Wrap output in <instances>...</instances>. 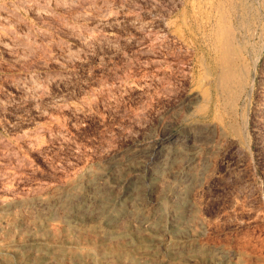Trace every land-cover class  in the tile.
Here are the masks:
<instances>
[{"label":"rangeland","instance_id":"rangeland-1","mask_svg":"<svg viewBox=\"0 0 264 264\" xmlns=\"http://www.w3.org/2000/svg\"><path fill=\"white\" fill-rule=\"evenodd\" d=\"M164 144L179 157L143 158ZM111 168L108 222L85 188ZM73 185L90 210L72 228ZM99 228L120 231L113 264L125 246L183 264L175 243L264 264V0H0V264H88Z\"/></svg>","mask_w":264,"mask_h":264},{"label":"bare ground","instance_id":"bare-ground-1","mask_svg":"<svg viewBox=\"0 0 264 264\" xmlns=\"http://www.w3.org/2000/svg\"><path fill=\"white\" fill-rule=\"evenodd\" d=\"M230 29V28H229ZM220 33V32H219ZM228 37V36H227ZM228 39V38H227ZM224 46V45H222ZM220 48V47H219ZM215 53V52H214ZM219 53V52H218ZM240 53V51H239ZM233 54H235V51L233 52ZM221 55V53H220ZM237 55V54H236ZM213 57V56H212ZM214 57H215V54H214ZM222 58V57H221ZM219 58V59H221ZM224 60H222L223 62V68H222V77L220 78V81L218 83V86L219 88L221 89L222 92L226 93L227 90H228V83L237 75V66L239 64L233 62L234 60H232V52H231V49H227L226 51V54L223 58ZM238 61V60H237ZM244 61V60H243ZM221 64V63H220ZM215 66V65H214ZM240 66V65H239ZM246 67V66H245ZM244 67V68H245ZM219 71V70H218ZM216 72V71H215ZM246 72V71H245ZM243 75V74H242ZM246 75V74H244ZM220 77V76H219ZM238 78V77H236ZM214 79V78H213ZM238 81V79H236ZM233 83V82H232ZM247 83V82H246ZM230 84V83H229ZM237 85V84H236ZM240 84H238L239 86ZM215 86V85H214ZM214 88V87H212ZM237 89V88H236ZM245 89V88H244ZM233 91V90H232ZM243 91V89H242ZM232 93V92H231ZM238 95V94H237ZM242 95V94H241ZM230 97V96H229ZM242 97V96H241ZM231 98V97H230ZM229 98V99H230ZM240 98V97H239ZM228 99V98H227ZM233 99V98H232ZM236 99V98H235ZM233 99V100H235ZM222 100V99H221ZM224 100V98H223ZM237 100V99H236ZM225 103V102H224ZM228 103V102H227ZM236 103V102H235ZM236 105V104H235ZM223 108V107H222ZM227 109V108H226ZM232 113V112H231ZM234 113V112H233ZM235 114V113H234ZM194 130V129H193ZM198 136V135H197ZM186 137V136H185ZM193 137V136H192ZM191 137V138H192ZM194 138L195 135H194ZM177 140V138L175 139ZM174 140V141H175ZM181 140V139H180ZM179 140V141H180ZM178 141V140H177ZM172 142V141H171ZM174 143V142H173ZM137 150V149H136ZM173 145L171 144H164V145H161L160 147L158 146H150L147 148V150L143 151L144 153H142L143 155V158L144 157H147L148 158V161H150L149 163H160L161 161H166L168 157H176L179 155L178 152L176 151H173ZM142 151V150H141ZM131 152V151H130ZM140 152V151H139ZM174 154V155H173ZM177 154V155H175ZM132 155V154H131ZM141 155V154H140ZM127 156V155H126ZM139 156V155H138ZM137 156V157H138ZM117 157V156H116ZM140 157V156H139ZM179 157V156H178ZM126 158V157H125ZM174 158V160L176 159ZM114 159V158H113ZM132 159V158H131ZM120 160H123L121 159V156H120ZM186 160V159H185ZM112 161V160H111ZM124 161V160H123ZM184 162H187V161H184ZM121 163L123 164V162L121 161H115L113 164H114V167L116 168V170H119V165H121ZM145 163H146V160H145ZM207 163V162H206ZM110 164V163H109ZM112 164V163H111ZM150 165V164H149ZM102 166V165H101ZM105 166H108V164ZM118 166V167H117ZM176 166V165H175ZM122 167V166H121ZM146 167V166H145ZM199 167V165H198ZM123 169V168H122ZM155 169V170H154ZM153 171L154 173L156 174H160L162 172V168L160 166H157L156 168H154ZM187 169V168H186ZM113 170V168L111 169H100V170H96L94 171L93 173H90V176L87 177L86 179V188L85 190H87L90 194V196L94 199V200H100V201H104L106 202L105 204V209L104 211H102V213H104V215H106V218L108 217V222L112 221L114 219V216H109V214L107 215V212L110 211V207L112 206L111 205V202L113 203V201L116 199L117 195L114 196V191L115 188H114V184L108 182L106 180V177L109 175V173ZM147 171V169H146ZM172 171V170H171ZM203 171L204 169H202L198 176L199 177L201 174H203ZM84 172V171H83ZM136 172V171H135ZM134 172V173H135ZM148 172V171H147ZM174 172V171H173ZM176 172V171H175ZM114 174V173H113ZM136 174V173H135ZM168 174V172H167ZM177 174V173H175ZM145 175V174H144ZM174 175V174H173ZM127 176V174L125 175ZM165 176V175H164ZM205 176V175H204ZM118 177V176H117ZM130 177V176H129ZM139 177V176H138ZM166 177V176H165ZM84 177H82L81 179H83ZM116 178V177H115ZM136 178V177H135ZM145 178V177H143ZM119 179V178H118ZM128 179V178H127ZM147 179V178H146ZM162 179V178H161ZM164 179V178H163ZM208 179V177H207ZM130 180V179H129ZM128 180V181H129ZM149 180V179H148ZM147 180V181H148ZM193 180V179H192ZM145 181V180H144ZM170 181V179H169ZM184 181V180H183ZM205 181V180H204ZM83 182V181H82ZM130 182V181H129ZM194 182V181H193ZM197 182V180H196ZM127 182H125L126 184ZM142 183V182H140ZM145 183V182H144ZM165 184V182H163ZM163 184V185H164ZM68 185V184H67ZM142 186V185H141ZM180 186V185H179ZM188 186V185H187ZM65 187V186H64ZM63 187V188H64ZM147 187V186H146ZM156 187V186H155ZM154 187V188H155ZM181 187V186H180ZM62 188V189H63ZM160 188V187H159ZM60 189V190H62ZM120 189V188H119ZM149 189V188H148ZM59 190V191H60ZM82 189H80L79 187H77V185H73L71 186L70 188H68L65 192H67V194L69 195V200L67 202L68 206L70 208L73 209V212L71 213H67L66 214V219L67 221L69 222V224L72 225V228L73 227H76V225L78 224H81V222H85L84 220H79L77 218V214L79 215V212L80 210L82 211H87L89 213L88 210H90V205H85V203L83 202V198H84V195H83V192L81 191ZM121 190V189H120ZM119 190V192H120ZM124 190V189H123ZM157 190V188H156ZM64 191V190H63ZM62 191V193H64ZM118 191V189H117ZM122 191V190H121ZM116 192V191H115ZM136 192V191H135ZM156 192V191H155ZM61 193V191H60ZM145 193V192H144ZM146 194V193H145ZM154 194V193H153ZM192 195V194H191ZM38 196V195H37ZM122 198H124L125 200H132L134 199L133 197L134 196V191L133 190H126L124 191L123 195H121ZM66 198V197H65ZM64 198V199H65ZM174 199V197H172ZM145 199L147 200L148 198L145 197ZM53 200V199H51ZM58 200V199H57ZM88 200V199H87ZM119 200V199H118ZM194 200V199H193ZM150 201V200H149ZM34 202L36 204H43L45 203L46 201L44 200V198L42 196H38L35 198ZM33 202V203H34ZM54 202V201H53ZM97 202V201H96ZM147 202V201H146ZM152 201H150L151 203ZM155 202V201H154ZM34 203V204H35ZM47 203V202H46ZM148 203V202H147ZM153 203V202H152ZM32 204V202L30 203ZM130 205V204H129ZM128 205V206H129ZM134 205V204H133ZM153 205V204H152ZM4 206V204H3ZM32 206V205H31ZM100 206V205H99ZM42 207V206H41ZM44 207V206H43ZM47 207V206H46ZM33 208V207H32ZM40 208V206H39ZM129 208V207H128ZM134 208V207H133ZM38 209V207H37ZM49 209V208H47ZM67 209V208H66ZM92 209V207H91ZM117 209V208H116ZM42 210V209H41ZM121 210V209H120ZM152 210V209H151ZM189 210V209H188ZM35 211V209H34ZM38 211V210H37ZM69 211V210H68ZM127 211V210H125ZM147 211V210H146ZM158 212V211H157ZM189 212V211H187ZM48 213V212H47ZM145 213V212H144ZM134 214V213H133ZM189 213H187L188 215ZM159 215V214H158ZM170 215V214H169ZM35 216V215H34ZM171 216V215H170ZM43 217V216H42ZM155 217V216H154ZM63 218V217H62ZM141 218V217H140ZM148 218V217H147ZM172 218V217H170ZM187 218V216H186ZM134 219V218H133ZM38 221V220H37ZM88 223H90L89 221H87ZM86 222V228H90L91 230H95L97 228L91 226L90 224H88ZM139 222V221H138ZM122 223V222H121ZM131 223V222H130ZM142 223V222H141ZM37 224V223H35ZM124 224V222H123ZM123 224H121V227L123 226ZM133 224V223H132ZM143 224V223H142ZM33 225V224H32ZM125 225V224H124ZM130 225V224H129ZM184 225V224H182ZM40 225H38L39 227ZM83 226V225H82ZM154 228V227H153ZM68 229V228H67ZM78 229V228H77ZM75 230V229H74ZM99 231L102 235V238H101V242H100V246L102 247V249H99V250H93L90 252L89 256L92 258L90 259L91 262H89L88 264H113L111 262H107L109 259H113L115 257H119V252L118 251H113V250H107L106 248H104V246L111 240L114 241V239H117L118 236L120 235V231L119 229H114L112 228V231L110 232H107L106 230L104 229H100L99 228ZM81 232V231H80ZM142 232V231H141ZM164 232V230H163ZM171 232V231H170ZM138 233V232H137ZM168 233V232H167ZM65 234V232H64ZM76 234V232H75ZM146 234V233H145ZM166 234V233H164ZM42 235V234H41ZM44 235V234H43ZM201 235V234H200ZM29 236V235H28ZM168 236V235H167ZM148 237V236H147ZM146 237V238H147ZM166 237V236H165ZM169 237L170 234H169ZM195 237V236H194ZM69 238H71L69 236ZM164 238V236H163ZM185 238V237H184ZM37 239V238H36ZM62 239V238H61ZM121 239V238H120ZM145 239V238H144ZM151 239V238H150ZM166 239V238H165ZM164 239V240H165ZM193 239V238H192ZM201 239V238H200ZM30 240V239H29ZM54 240V239H53ZM118 240V239H117ZM123 240V239H122ZM125 240V239H124ZM123 240V241H124ZM168 240V239H166ZM190 240V239H189ZM60 241V240H58ZM63 241V240H62ZM185 241V240H184ZM56 242V241H55ZM142 242V241H141ZM144 242V241H143ZM169 242V241H167ZM192 242V241H190ZM31 243V242H30ZM36 243V242H35ZM57 243V242H56ZM157 243V242H156ZM179 243V242H178ZM187 243V242H186ZM205 243V242H203ZM18 244V243H17ZM132 244V243H131ZM139 244V243H138ZM19 245V244H18ZM55 245V244H54ZM108 245V244H107ZM135 245V244H134ZM9 246V245H8ZM56 246V245H55ZM165 246V245H164ZM3 247V246H2ZM6 247V246H4ZM51 247H52V244H51ZM70 247V246H69ZM72 247V246H71ZM74 247V246H73ZM133 247V246H132ZM149 247V246H148ZM161 247V246H160ZM137 248V247H136ZM163 248V247H162ZM161 248V249H162ZM221 248V247H220ZM87 249V248H86ZM90 249V248H89ZM123 249V250H122ZM121 250H122V253L121 254H126L128 255V257L131 259V261H133V263L135 264H158V258L154 256V254L152 253H147V252H141V253H133L132 251L128 250V247L125 246L123 247ZM148 249V248H147ZM8 250V249H7ZM12 250V249H11ZM75 250V249H74ZM149 250V249H148ZM154 250V249H153ZM221 250V249H220ZM217 251L215 252H211L208 250V248L206 247H200V246H197V245H194L193 243H188V244H185L183 246H178L176 243L173 244L171 247H170V256L172 257V259H179L180 261L183 262V264H220L223 262V260L225 258H227L225 255H222L221 252ZM224 250V249H223ZM58 251V250H57ZM56 251V252H57ZM151 251V250H150ZM213 251V250H212ZM5 252V251H4ZM8 252V251H7ZM229 252V251H227ZM226 253V252H225ZM7 254V253H6ZM11 255V254H10ZM20 255V254H19ZM21 256V255H20ZM161 257V256H160ZM159 257V258H160ZM72 258V257H71ZM70 258V259H71ZM231 258V257H230ZM80 259V258H79ZM170 259V258H169ZM160 260V259H159ZM166 260V259H165ZM226 260V259H225ZM111 261V260H110ZM164 261V260H163ZM171 261V260H170ZM52 262V261H51ZM116 262V261H115ZM168 262V261H166ZM174 262V261H173ZM53 263V262H52ZM55 263V262H54ZM85 263V262H84ZM132 263V264H133ZM172 263V262H171ZM57 264V263H56ZM178 264V263H177Z\"/></svg>","mask_w":264,"mask_h":264}]
</instances>
